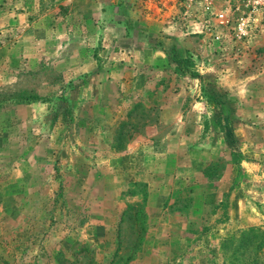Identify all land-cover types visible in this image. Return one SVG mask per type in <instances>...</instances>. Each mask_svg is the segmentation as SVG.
<instances>
[{
  "label": "rangeland",
  "instance_id": "rangeland-1",
  "mask_svg": "<svg viewBox=\"0 0 264 264\" xmlns=\"http://www.w3.org/2000/svg\"><path fill=\"white\" fill-rule=\"evenodd\" d=\"M217 6L0 0V264H264V0Z\"/></svg>",
  "mask_w": 264,
  "mask_h": 264
},
{
  "label": "built area",
  "instance_id": "built-area-1",
  "mask_svg": "<svg viewBox=\"0 0 264 264\" xmlns=\"http://www.w3.org/2000/svg\"><path fill=\"white\" fill-rule=\"evenodd\" d=\"M232 0H181V2L190 8H194L199 11H203L205 14L214 15L215 17H219L223 21L225 20L227 14L224 9H219V3H227L230 5ZM231 10V8H230ZM246 22L242 24V31L244 32V26Z\"/></svg>",
  "mask_w": 264,
  "mask_h": 264
},
{
  "label": "trees",
  "instance_id": "trees-1",
  "mask_svg": "<svg viewBox=\"0 0 264 264\" xmlns=\"http://www.w3.org/2000/svg\"><path fill=\"white\" fill-rule=\"evenodd\" d=\"M257 233H258L257 231H253V232H249V233L245 232L244 236H248V235H251V234H257Z\"/></svg>",
  "mask_w": 264,
  "mask_h": 264
}]
</instances>
